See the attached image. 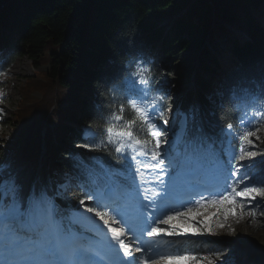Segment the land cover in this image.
Segmentation results:
<instances>
[{"label": "trees", "instance_id": "16d2710c", "mask_svg": "<svg viewBox=\"0 0 264 264\" xmlns=\"http://www.w3.org/2000/svg\"><path fill=\"white\" fill-rule=\"evenodd\" d=\"M260 1L17 0L11 3L0 10V51H3L0 71L7 70L17 58L25 55L38 66L49 64L50 67L26 77L20 88L21 101L14 118L2 120L3 126L11 132L0 139V164L12 159L13 171H17L27 188L38 172L41 152L47 145L43 181L48 182L49 177L69 181L72 184L67 191V201L78 203L83 198L86 205L90 204L82 189L75 187L79 182L77 162L92 165L100 158L99 163L107 165L118 154L113 152L108 157L104 152L89 153L80 148L73 151L64 143H81L82 126L94 111H100L102 97L107 96L113 101L111 105L105 103V109L111 108L113 113L118 111L122 94L101 92L98 95V81L121 66L134 75L139 66L148 69L147 78L153 85H158L170 78L174 72L171 63L180 60L182 53L197 42L202 30L217 38L216 27H227L222 20L234 22L239 19L247 24V37L234 41L235 67L208 78L199 73V89L185 91L180 104L189 115L197 112L205 123L217 118L232 123L238 134L245 118L264 121V100L259 99L261 89L257 82L264 72V20L256 11ZM239 6L244 8V13L237 9ZM213 12L221 20L216 24L212 23ZM164 15L172 21L169 29L159 26L154 19ZM140 48L142 52L138 51ZM133 52L135 56L131 55ZM205 56L202 67L218 72L220 64L213 66L206 59L212 58L210 49H206ZM190 72L191 68L184 65L180 75L188 77ZM123 76L126 77L127 72ZM222 81L232 85L230 90L220 88ZM89 86L96 89L92 100ZM150 91L155 89L150 88ZM213 94L225 109L223 113L217 111L216 116L210 111L214 107ZM252 101L255 106H250ZM167 102L169 106L163 110V116L174 104L170 97ZM102 114L106 119H98L94 128H121L129 121H135L134 136L143 142L144 149L153 148L154 141L147 125L130 107H126L123 121H116L107 111ZM69 120H74L77 126ZM126 141L124 138L121 142L131 155H135L134 147L129 148ZM115 146L118 145H112ZM70 154H75L74 158ZM256 164L255 179L264 180V159ZM9 172H4V177ZM173 243L175 252L187 251L201 257L209 249L203 239L185 238ZM242 248L249 247L242 245ZM249 257L245 259L250 263L264 262V254Z\"/></svg>", "mask_w": 264, "mask_h": 264}, {"label": "snow or ice", "instance_id": "6c2138e0", "mask_svg": "<svg viewBox=\"0 0 264 264\" xmlns=\"http://www.w3.org/2000/svg\"><path fill=\"white\" fill-rule=\"evenodd\" d=\"M146 72L148 69L138 66L133 75L121 66L98 81V95L119 92L123 100L113 113L111 108L103 107L113 101L102 97L100 111H94L81 129V143L77 147L89 153L104 152L108 157L113 152L118 154L107 165L99 163L100 158L92 165L77 162L79 182L75 187L82 189L90 204L86 205L83 198L78 203L67 201L68 185L64 180L34 182L26 188L18 173L5 178L0 166V264H213L207 255L201 257L191 252L163 255L156 239L162 235L203 234L194 221L214 235L209 226L214 217L238 215L237 209L245 206L242 201L251 205L257 198H264V180L257 181L248 172L255 153L242 146L245 141L252 144L251 133L240 136V146L233 147V140L229 139L233 137L232 123L219 118L205 123L195 111L185 115L177 132L169 120L163 119L171 93L163 84L153 85L145 77ZM257 82L261 89L259 99L264 100V72ZM231 87L227 81L221 82V89ZM146 88L163 93L156 97L160 104H153L150 110L144 103ZM226 102L230 103L227 98ZM213 104V116L217 111H225L218 101ZM250 106H255V101ZM126 107L147 125L154 141L147 154L152 163L146 168L140 167L141 160L121 142L127 138L129 148H144L143 142L134 136L135 121L121 128L93 127L98 119H106L102 114L105 111L116 121H123ZM158 107L160 118H154ZM113 144L118 146L113 148ZM149 175L152 178L146 179ZM206 193L218 198L201 203L206 200ZM185 202L199 207L173 209ZM209 207L216 212L203 215L202 210ZM202 215L203 220L198 219ZM213 254L221 259V253Z\"/></svg>", "mask_w": 264, "mask_h": 264}, {"label": "rangeland", "instance_id": "374dc122", "mask_svg": "<svg viewBox=\"0 0 264 264\" xmlns=\"http://www.w3.org/2000/svg\"><path fill=\"white\" fill-rule=\"evenodd\" d=\"M9 1L10 0L0 1V7L8 5ZM237 9L241 13H244L245 11L242 6L237 7ZM256 11L264 20V0L260 1ZM154 19L157 21L159 26L165 27V29H168L170 26H172V21L168 19L167 15L155 17ZM218 21H221L218 15L213 14L212 23L216 24ZM222 22L227 27L224 29H218V27H216L219 35L216 39H212L215 43L214 46H211L209 41L211 37L207 34V30H202V34L197 39V42H195V44L189 50L182 53V59L188 57L197 61L198 57H195L196 55L203 57L205 55L206 49H214V52H216L215 54L217 56L215 58H211L210 62L212 64L215 63V61H219L220 63L224 61L226 65H231V61L235 59V52L231 48V45L222 47L220 41L222 44H226L227 41L225 38H230L231 36H235V38L237 37L239 40H244V38L247 37V24L246 22L239 19L234 22L223 20ZM171 64L174 68V72L168 80L161 84H163L164 87L171 93L169 97L174 103L173 108L171 111H169L167 118V120L170 121V125L173 126L178 113H181L183 116L180 125L183 123L184 117L186 115L180 104V97H183L185 91L186 93H189L188 91L195 92L197 88H199V84L197 83V80L192 79L190 76L182 77L180 75V71L183 70L184 65L188 64L187 62L183 60L181 61V59H176ZM49 67V64H42L38 66L29 56L25 55L17 58V60L5 72L0 73V139H4L11 132L8 127L6 128L3 126L2 120L14 118V113L21 101L20 88L23 85L26 77L34 74L37 70H45ZM228 68L229 67L225 68V66H223L221 63L220 71H226ZM199 72L204 73L206 77H210L211 74H213L212 72H206L203 68H200ZM88 92L89 96L91 97L96 94V90L92 86L88 87ZM155 97V95L149 96V94H147V100H145L144 103L148 106L149 110L153 104L158 105ZM212 98H215V96ZM156 116H158V111L155 113L154 118H156ZM250 121L251 123H247L248 126H246L247 130L245 133H251L249 138L252 140V144L249 145L247 141H245L244 149L245 151L254 152V162H257L260 160L259 158L264 157V125L259 126L255 123V121ZM170 130H172V127H170ZM179 131L180 128L178 129V132ZM151 163V160L147 162L146 167ZM257 171L256 165L252 163V166L248 169L249 174L256 175ZM152 175H154V173ZM151 177V175L146 176V179H151ZM242 202L245 206L242 210L237 209L238 215H230L225 219L224 216L220 214L210 221L209 226L212 228L213 233H215L214 235L209 234L203 224L196 223L194 221L193 223L195 224V227L199 228L203 234H186L174 237L162 235L156 239V242L160 245L158 251L163 255H172L170 254L171 252L169 245H167L165 241L172 238H180L192 235L198 236L204 240L205 244L209 247L208 253H205L204 255H207L208 258L213 261V264H236L237 261L243 257L244 253H249L248 255H251L252 252H257V246H264V198H257V201H253L251 205H249L247 201ZM202 211L203 215H211L212 213L216 212V209L209 207ZM203 215L198 219L203 220ZM220 224H223L224 227H219L218 225ZM161 227L167 228L170 227V225H161ZM213 239H221L223 242ZM253 240L257 241V245L251 242ZM242 245L249 247L248 249L251 250L247 251V249H243ZM217 252L222 254L221 259H217L213 254ZM203 264H207V261H203ZM259 264H264V262H260Z\"/></svg>", "mask_w": 264, "mask_h": 264}, {"label": "bare ground", "instance_id": "6f19581e", "mask_svg": "<svg viewBox=\"0 0 264 264\" xmlns=\"http://www.w3.org/2000/svg\"><path fill=\"white\" fill-rule=\"evenodd\" d=\"M167 17H168V19L170 20V17H169V16H167ZM227 66H230V65H227ZM126 242H127V241H126ZM262 247H264V246H262ZM139 255H140V254H139ZM139 255H138V256H139Z\"/></svg>", "mask_w": 264, "mask_h": 264}]
</instances>
